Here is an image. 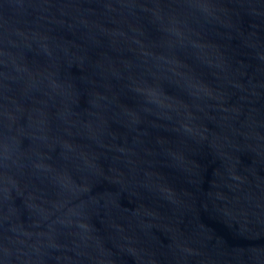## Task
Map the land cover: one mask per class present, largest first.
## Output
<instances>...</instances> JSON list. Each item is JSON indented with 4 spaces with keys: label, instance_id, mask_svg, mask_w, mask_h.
<instances>
[{
    "label": "water",
    "instance_id": "1",
    "mask_svg": "<svg viewBox=\"0 0 264 264\" xmlns=\"http://www.w3.org/2000/svg\"><path fill=\"white\" fill-rule=\"evenodd\" d=\"M0 264H264V0H0Z\"/></svg>",
    "mask_w": 264,
    "mask_h": 264
}]
</instances>
